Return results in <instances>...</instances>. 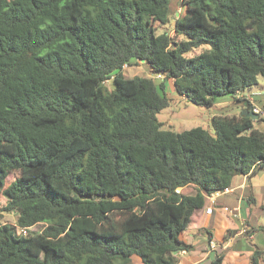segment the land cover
<instances>
[{
    "label": "trees",
    "instance_id": "1",
    "mask_svg": "<svg viewBox=\"0 0 264 264\" xmlns=\"http://www.w3.org/2000/svg\"><path fill=\"white\" fill-rule=\"evenodd\" d=\"M173 1L0 0V198L17 219L0 225V264H179L207 198L264 170L250 117L214 116V135L157 117L166 80L198 106L246 103L264 77V0H182L175 37L159 32ZM141 62L163 81L127 78Z\"/></svg>",
    "mask_w": 264,
    "mask_h": 264
},
{
    "label": "crops",
    "instance_id": "2",
    "mask_svg": "<svg viewBox=\"0 0 264 264\" xmlns=\"http://www.w3.org/2000/svg\"><path fill=\"white\" fill-rule=\"evenodd\" d=\"M230 188L231 193L216 197L214 202L208 197L206 206L195 214L198 224L191 232H199L207 249H195L190 239L195 235L188 238L191 232L187 233L183 240L194 249L176 254L179 264H214L217 256L222 257V264H250L256 250L264 251V228L252 223L253 207L264 191V170L254 177H236ZM210 207L213 212L207 214Z\"/></svg>",
    "mask_w": 264,
    "mask_h": 264
},
{
    "label": "rangeland",
    "instance_id": "3",
    "mask_svg": "<svg viewBox=\"0 0 264 264\" xmlns=\"http://www.w3.org/2000/svg\"><path fill=\"white\" fill-rule=\"evenodd\" d=\"M171 10L173 12L171 16L170 24L166 26H162L159 29V32H168L172 37H175L174 32V24L179 15H181L184 10L182 8V0H175L171 3ZM177 40H181V38H176ZM210 47L203 46L199 49L194 50L187 57H194L197 56L207 50ZM124 74L127 78H134V77H147V78H155L158 82L163 81L160 76H157L151 69L144 64L135 63L131 66H126L124 69ZM108 89L112 90V80L106 82ZM166 90L168 93L169 98L171 99L170 106L165 108L158 114V120L162 124L164 130L174 131L177 133H182L185 131L192 130L194 128H203L209 131L211 134H215L214 129L211 126V120L214 116L224 115V116H241L243 113V105L246 103H237L235 100L229 96L220 98L217 104L213 107H203L198 106L184 98L183 96L179 95L176 92L173 80H166ZM244 99L248 97H252L254 99V104L257 108L264 111V77H260L258 79V85L253 88L246 90L242 93ZM263 120H255L254 128L260 131H264V118H260ZM15 176L11 175L8 178V184L14 181ZM7 184V185H8ZM193 187L186 189L184 191L185 195H193L196 192ZM255 206V205H254ZM5 207V199L0 198V225L3 224H16V215L15 214H8L4 212ZM254 219L252 223L255 225L264 228V191L262 194L257 198V204L255 207ZM239 225V224H238ZM43 225H37L30 230V232H38L42 231L44 228ZM197 230L191 232V234H187L188 238L191 235H195L194 238H190L192 243H194L195 249L198 250H205L207 249V245H205L204 241H201V235L198 234ZM261 234L263 232L261 231ZM206 240L207 237L205 236ZM206 246V248H205ZM132 264H141L140 260L135 257L133 259Z\"/></svg>",
    "mask_w": 264,
    "mask_h": 264
},
{
    "label": "built area",
    "instance_id": "4",
    "mask_svg": "<svg viewBox=\"0 0 264 264\" xmlns=\"http://www.w3.org/2000/svg\"><path fill=\"white\" fill-rule=\"evenodd\" d=\"M238 98H240V99L246 101V103L248 102V104L252 105V106H253V111H254V113H255L256 115H259L261 118H264V111L260 110V108H257V107L255 106V104H254V99H253L251 96L248 97L247 99H244L243 96H242V94H240V95L238 96ZM231 192H232L231 188H226V189H225L224 191H222V192H217V193H215V194L209 196V199H210L212 202H214L216 197H218V196H220V195H223V194H229V193H231ZM206 212H207V214H211V213L213 212V209L210 207V208H208V209L206 210ZM230 213H233V211H231ZM19 233H20V234H21V233L27 234L28 232H27L26 230L19 229ZM212 248H214V246H212Z\"/></svg>",
    "mask_w": 264,
    "mask_h": 264
},
{
    "label": "water",
    "instance_id": "5",
    "mask_svg": "<svg viewBox=\"0 0 264 264\" xmlns=\"http://www.w3.org/2000/svg\"><path fill=\"white\" fill-rule=\"evenodd\" d=\"M241 115L245 117H250L253 120H257V116L253 111V106L249 104L243 105V113Z\"/></svg>",
    "mask_w": 264,
    "mask_h": 264
}]
</instances>
